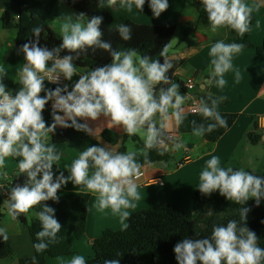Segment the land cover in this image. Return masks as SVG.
<instances>
[{"label": "clouds", "instance_id": "9594fccd", "mask_svg": "<svg viewBox=\"0 0 264 264\" xmlns=\"http://www.w3.org/2000/svg\"><path fill=\"white\" fill-rule=\"evenodd\" d=\"M145 2L119 0L120 6L128 11L133 6L142 11ZM106 3L111 8L117 0H106ZM200 4L212 32L230 28L242 37L248 31L254 9L244 0H200ZM149 7L153 16L158 18L168 9L169 3L168 0H149ZM57 19L61 20L59 32L62 43L59 46L51 49L39 46L44 31L42 26L33 27L31 31L35 39L20 46L19 52L23 54L25 63L18 71L21 87L15 95L6 90L0 78V169L7 157H16L19 158L17 175L27 177L23 186L10 189L4 207L12 219H17L35 206L42 205V210L35 213L42 228L36 234L39 242L33 245L37 253L45 251L62 228L54 218L55 209L42 202H58V192L68 182L82 187L87 193L96 194L98 209L110 208L121 219L127 218V209L136 207L141 200L136 183L141 164L137 161L136 150L122 153L106 145L90 146L73 161L67 177L63 171L54 175L53 166L58 165L61 153L54 143H49V134H53L57 126L94 135L87 121L104 117L109 128H122L127 136L139 135L144 142L140 151L146 157L148 150L154 148L162 150L161 154L170 150L166 141L174 140L167 134L171 122L174 120L179 126L184 122L186 112L183 107L186 97L180 94L179 86L170 82L167 75L173 67L167 59L170 43L163 47L160 56L164 62L160 63L150 56H141L136 49H113L112 44L103 39L102 17L88 19L84 13H79L62 15ZM116 31L124 41L132 38L130 25L120 24ZM243 47V44H226L223 41L211 46L209 80H215L219 88L227 83L224 75L233 68V54ZM89 49L108 52L111 63L78 75L74 61ZM65 52L67 54L61 55ZM74 75L79 79L70 91L67 85L59 86L61 77L71 81ZM236 77L239 80V71ZM45 81L57 84V87L46 89ZM161 84L169 86L157 91ZM221 99L209 94L198 100V107L192 111L213 122L205 125L192 121L193 136L200 137L217 128L228 127L227 119L216 110ZM49 101L53 102V122L46 125L42 113ZM81 120L85 122H79ZM181 148H185L182 141L173 144V150ZM199 180L198 189L202 194L218 191L238 205L254 199L258 206L264 198V179L243 168H222L217 156L206 162ZM248 212V207L240 209L243 222L240 225L236 220H230L226 226H214L210 237L185 238L177 242L173 249L177 264H264V248L258 246L256 233L246 226ZM0 237L4 242L8 240L5 228H0ZM69 264H86V261L83 256L76 255ZM103 264H120V260L105 259Z\"/></svg>", "mask_w": 264, "mask_h": 264}, {"label": "crops", "instance_id": "0c3cea01", "mask_svg": "<svg viewBox=\"0 0 264 264\" xmlns=\"http://www.w3.org/2000/svg\"><path fill=\"white\" fill-rule=\"evenodd\" d=\"M244 2L254 9L251 14L253 22L248 29L247 37L256 48L261 47L264 43V0H244ZM62 4L65 3L60 0L50 16V27L58 35H60L61 20L57 18L62 15L78 14L64 9ZM107 9L113 16H126L139 25H174L176 27L167 57L173 67L167 75L170 82L179 86L180 94L186 97L183 105L186 110L184 122L176 126L173 120L168 130V133L177 135L176 142L182 141L185 148L173 150L172 145L168 151L170 158L165 162L143 163L145 156L140 150L143 149L144 142L139 135L126 138L122 128H109L104 117L96 121H87L94 130L95 136H90L98 142L99 146L106 145L122 153L130 149L138 152L137 161L141 164L140 170L143 171V176L137 177L136 183L139 186L141 200L136 203V207L127 209L129 215L162 202L191 210L200 183V173L212 156L219 157L222 168L232 167L234 170L243 168L250 174L264 179V122L262 124L259 122L260 117L264 118V52L258 54L254 48H247L234 53L233 68L224 75L227 83L223 88H219L215 80H209L212 59L209 55L210 48L217 41L231 44L228 41L233 36L229 28H220L215 33L211 31L207 14L200 0H172L168 9L158 18L153 16L149 0H146L142 11L136 9L135 6L128 11L119 3L111 8L107 6ZM0 10H3L0 11V69L3 70L0 71V78L3 79L6 90L14 95L13 87L19 84L18 71L25 61L16 44L17 28H4L2 16L8 12L12 21L16 23L18 9L13 0H0ZM237 71L240 74L239 80L236 77ZM77 73L81 75L85 72L77 69ZM189 78H193L196 84L192 91L185 86ZM78 79L79 76H77V81ZM207 80L210 81L208 85L205 84ZM168 86L158 85L157 91ZM209 94L214 98H222V102L216 108L219 113L238 115L234 125L215 143L208 142L203 136H193V124L190 121L191 98L199 100ZM42 115L46 125L49 121L53 122L51 111L48 109L43 111ZM81 122L85 121L81 120ZM60 128L62 127L57 126L56 129ZM105 131H110L118 137L116 145L104 140ZM250 133L260 134L261 142L256 145L251 144L248 137ZM50 140L51 135L49 134V142ZM79 154L80 151L74 143L68 144L58 165L53 167L54 175H59L63 171L67 177L73 161L79 157ZM17 173V163L11 157H7L4 167L0 169V181H3L5 175L20 176ZM72 193L90 195L86 233L80 240H74L72 255L55 259L48 258L47 264H69L76 255L83 256L85 261L90 260L94 257L93 241L101 237L104 230L117 231L127 224V218L121 219L120 215L114 214L110 208L99 210L97 195L87 193L82 187H75L68 182L58 192L60 195ZM0 205L2 206L0 228L6 229L8 234L6 242L10 244L15 253L12 258H0V264H19L20 259L34 257L35 251L28 228L17 219H12L7 208L4 207V202ZM35 213L32 210L28 212L27 218L30 223L38 220ZM2 241L3 238L0 237V242Z\"/></svg>", "mask_w": 264, "mask_h": 264}, {"label": "trees", "instance_id": "16d2710c", "mask_svg": "<svg viewBox=\"0 0 264 264\" xmlns=\"http://www.w3.org/2000/svg\"><path fill=\"white\" fill-rule=\"evenodd\" d=\"M17 9L19 19L14 23L8 12L2 16V24L6 29L17 28L18 34L16 44L18 49L24 43L34 40L32 28L42 26L39 46L49 49L59 46L62 43L60 35L55 33L50 27V16L60 0H13ZM70 10L76 13H84L88 19L94 16L102 17L100 25L103 32V39L112 44L113 49L124 51L136 49L143 56H150L151 59H158L163 63L164 58L160 56L163 47L171 44L176 31L174 25L171 26H150L134 23L126 16H113L107 9L106 0H63ZM119 3V0H117ZM169 6L172 0H168ZM253 18H250L252 25ZM120 24L130 25L132 28V38L124 41L116 27ZM230 29V28H229ZM232 38L229 43L243 44L241 49L254 48L258 54L264 52V43L261 47H255L248 39V31L241 37L230 29ZM227 44V43H226ZM170 49V48H169ZM239 51V52H241ZM67 54L61 53V55ZM168 57V54H167ZM77 69L84 70L85 73L98 66L111 63V56L108 52L97 49L93 52L81 53L79 59L74 61ZM51 66V62H49ZM84 73V74H85ZM77 81V76L68 82L69 91ZM21 85L13 87L14 95ZM46 89H55V86L45 81ZM41 96L44 93L40 94ZM207 97V96H204ZM222 102V101H221ZM220 102V103H221ZM49 104V103H48ZM48 104L45 106L47 110ZM228 121L227 128H217L212 133L203 135L208 142L215 143L234 125L238 119L235 114H222ZM190 121L197 124L207 125L213 121L205 120L199 113L191 114ZM81 122V121H79ZM82 123V122H81ZM48 125H51L49 121ZM51 135L50 144L54 143L61 155L67 149V145L74 143L78 150L83 152L87 147L99 146L98 142L83 131H76L74 128L56 129ZM126 138L130 137L125 135ZM250 143L256 145L261 142V135L250 133L248 135ZM103 138L106 142L116 145L118 137L105 131ZM135 138V137H134ZM160 149L148 150L143 163L165 162L169 160V152L161 154ZM18 165L19 158L11 157ZM54 165L53 167H56ZM20 178L25 182L26 175L20 174ZM58 202L52 200L42 202L55 209V217L62 228L57 234L54 242H50L48 248L40 253L34 248V257L20 259L19 264H47L48 258H61L74 253V240H80L86 233L90 195L86 193H72L60 195ZM2 202V200H1ZM0 202V203H1ZM248 207L246 226L256 233L258 246L264 248V198L257 206L255 200H249L246 204L238 205L221 196L218 191L209 195L202 194L199 189L194 196V205L191 210L179 208L171 203L162 202L148 209L140 210L127 217V224L124 228L114 231L106 229L101 237L93 241L92 249L94 257L86 261V264H103L105 259H119L120 264H177L174 254V246L177 242L185 238L203 239L210 237L214 226H226L230 220H236L238 225L243 222L240 219V209ZM2 206L0 205V211ZM34 212L42 210V205H37L31 209ZM211 211V215H209ZM28 213L21 214L17 220L28 228L33 245L37 241L36 234L42 230L39 220L30 223L27 218ZM1 217V213H0ZM15 253L8 242H0V258H12ZM35 258V261H33Z\"/></svg>", "mask_w": 264, "mask_h": 264}, {"label": "built area", "instance_id": "2783aa9c", "mask_svg": "<svg viewBox=\"0 0 264 264\" xmlns=\"http://www.w3.org/2000/svg\"><path fill=\"white\" fill-rule=\"evenodd\" d=\"M48 82V81H47ZM50 83V82H48ZM51 85L57 87V84L50 83ZM68 84V80H65L63 77H61V80L59 82V86L63 87L64 85ZM185 86L189 91H192L195 89L196 84L193 78H189L185 82ZM52 101H49L47 109L52 112ZM198 107V99L191 98L190 104H189V110L191 114H196V112H193L192 109ZM259 122L262 124L264 122V118L260 117ZM168 135L174 137V140H167L166 143L170 147L176 142L177 135L174 133H167ZM143 176V171L140 170V174L138 177ZM25 182L20 178V176H12V175H5L3 181H0V201L4 202L9 195L10 189L12 187H15L17 185L23 186ZM162 184V182H160ZM2 210V209H1ZM1 213V211H0Z\"/></svg>", "mask_w": 264, "mask_h": 264}, {"label": "rangeland", "instance_id": "374dc122", "mask_svg": "<svg viewBox=\"0 0 264 264\" xmlns=\"http://www.w3.org/2000/svg\"><path fill=\"white\" fill-rule=\"evenodd\" d=\"M63 5V7H64V9H67L68 11H72V10H70V8H68L67 6H66V4H62ZM71 13H74V12H71ZM76 13V12H75ZM75 15H77V14H75Z\"/></svg>", "mask_w": 264, "mask_h": 264}, {"label": "water", "instance_id": "95a60500", "mask_svg": "<svg viewBox=\"0 0 264 264\" xmlns=\"http://www.w3.org/2000/svg\"><path fill=\"white\" fill-rule=\"evenodd\" d=\"M209 83H210V81H209V80L205 81V84H207V85H208ZM160 165H162V164H160Z\"/></svg>", "mask_w": 264, "mask_h": 264}]
</instances>
